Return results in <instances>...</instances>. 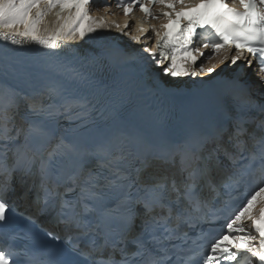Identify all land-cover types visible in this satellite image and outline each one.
<instances>
[{"label": "snow or ice", "instance_id": "1", "mask_svg": "<svg viewBox=\"0 0 264 264\" xmlns=\"http://www.w3.org/2000/svg\"><path fill=\"white\" fill-rule=\"evenodd\" d=\"M97 2L0 0V41L56 53L98 29L130 35L128 20L92 17ZM115 6L125 17L138 8L144 20L164 21L149 26L152 48L140 23L131 39H145L165 75L212 73L203 64L179 71L178 58L191 67L234 50L219 63L236 65L247 53L264 83V0ZM50 13L51 29L42 26ZM121 55L102 45L59 67L18 69L16 86L0 71V264H264V102L222 95L221 118L175 136L138 102L119 71ZM88 124L103 135H80ZM20 201L35 213L18 211ZM221 218L209 239L208 226Z\"/></svg>", "mask_w": 264, "mask_h": 264}, {"label": "bare ground", "instance_id": "2", "mask_svg": "<svg viewBox=\"0 0 264 264\" xmlns=\"http://www.w3.org/2000/svg\"><path fill=\"white\" fill-rule=\"evenodd\" d=\"M89 14L97 19L103 18L106 23H111L115 21L121 25L125 23L126 20L129 21L130 35H124L117 31L114 27H109L105 29H98L94 34H90L89 38L82 41L69 42L61 51L52 53L44 48L30 44L26 46L13 45L10 42L0 41V70L11 71L13 74L10 75L11 79H16V70L25 68L40 67V63H53L54 61H77L81 58L90 57L98 52L101 46H106L109 50L122 53V55L133 57L136 59L137 64L144 65L150 59L149 53L144 52L145 39L142 38L139 43L133 41L131 36L141 35V33L136 31L137 19L136 18H124L122 15L115 10L100 9L95 5L90 6ZM163 20L153 21L150 25H156L159 27ZM55 16L53 14H48L43 21L42 26H47L49 29L55 26ZM142 25V24H141ZM144 28L145 25H142ZM146 33L143 34L147 38V46L152 48L154 46L156 37L150 28ZM225 54L233 55L230 53H221L216 58L212 59L210 62L206 60H197L196 64L189 67L186 65L185 61L177 63V68L179 71L191 72L199 68L201 64L205 68L212 67L214 70L212 73L208 72H197L195 77L191 75L172 77L171 75H165L162 68L157 70L158 77H154L153 73L147 68L144 75L149 79V84H152L154 88L159 91L166 93L184 92L186 90L195 89L196 85L201 83H212L217 81H226L230 77L236 79L248 78L255 87L263 86L258 80L259 76L254 72L252 67H248L247 63L242 60L238 61L236 65H231V61H225L224 64L219 63L220 59L223 58Z\"/></svg>", "mask_w": 264, "mask_h": 264}]
</instances>
